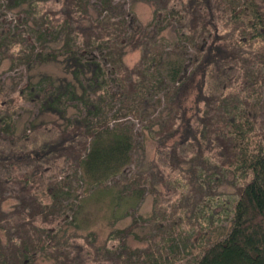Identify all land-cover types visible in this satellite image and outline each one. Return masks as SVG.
I'll return each instance as SVG.
<instances>
[{"label":"trees","instance_id":"obj_1","mask_svg":"<svg viewBox=\"0 0 264 264\" xmlns=\"http://www.w3.org/2000/svg\"><path fill=\"white\" fill-rule=\"evenodd\" d=\"M142 1L155 5L147 25L137 23L135 16L128 18L125 11L94 17L91 0L0 3V8L17 9L22 15L17 26L0 28V61L9 58L15 68L62 58L70 70L61 85L47 88L54 80L46 76L37 82L38 89L30 86L6 102L0 81V230L7 234L6 242L0 241V264H27L38 256L53 258L52 264H264V124L251 100L260 82L245 85L257 67V76L264 78V1ZM103 2L108 9L112 0ZM170 17L183 30L179 42L196 46V54L185 74L173 66L164 76L163 52L170 43L152 34L151 27L166 19L169 24ZM127 46L142 48L132 64L124 59ZM94 50L101 52L111 73L92 61L96 67L87 75L90 63L83 57ZM111 83L120 91L118 109L128 104L129 114L147 115L145 127L156 140L153 171L131 183L135 198L146 184L154 190V179L173 188L158 190L155 199L154 223L162 238L151 237L143 250L131 248L126 240L133 225L105 235L111 219L119 217L118 192L112 217L106 210L97 218L103 227L87 222L85 236L74 232L66 243L50 249L49 240L63 227L61 200L72 194L70 178H81L77 190L85 194L83 204L93 190L113 187L107 185L109 178L132 160L136 141L128 127L110 128L106 122L100 132L89 124L91 115L116 106ZM159 85V100L166 106L151 118L145 102L158 93ZM37 90L43 91L39 99L51 110L66 114L77 99L86 115L66 124L38 121L17 133L21 100L34 97ZM157 123L159 128L153 130ZM183 164L189 165L183 172L193 193L194 175L202 179L214 167L233 173L237 191L224 211H214L221 201L215 192L207 201L200 197L187 203L182 214L171 210V204L177 205V186L183 183L177 175ZM12 199L13 207L5 208ZM191 206L196 226L186 215ZM199 229L207 231L192 240ZM114 238L121 242L108 247V239Z\"/></svg>","mask_w":264,"mask_h":264},{"label":"rangeland","instance_id":"obj_2","mask_svg":"<svg viewBox=\"0 0 264 264\" xmlns=\"http://www.w3.org/2000/svg\"><path fill=\"white\" fill-rule=\"evenodd\" d=\"M263 2L264 0H258ZM7 0H0V3H6ZM132 9H131V8ZM5 7L0 8V28L14 27L20 23L22 19L21 12L17 9H4ZM104 8L103 0H91L89 5V11L94 17H102L108 11H113L114 14H120L125 11V14L128 18L135 16L137 23L147 25L154 18L155 5L152 2L147 1H138V0H112L111 6ZM131 9V11H130ZM175 17H170L169 24L157 22L158 25H152L151 33L156 34L158 38L165 37L170 44L165 45V50L163 54V64L162 72L165 75L170 73V68L176 66L177 69L182 70V74H185L192 68L193 58L196 54V46L182 41L179 42V39H182V29H179L175 25ZM62 40L59 42H53L54 47H58L62 44ZM254 47V43H253ZM257 47V46H256ZM124 59L127 63L132 64L139 60L142 54V48L133 49L131 46L125 48ZM84 61L90 63V68L88 76L90 77L92 70L96 67L94 62H101L102 67L107 70V74L111 73V68L107 65L101 56L99 50H94L84 54ZM92 61H94L92 63ZM35 65L28 67V65L23 64L21 66L12 67V60L9 58H4L0 61V81L2 83V89L4 92V102L10 98V96L15 95L28 87L32 89L36 88L37 82L46 76H51L52 80L49 81L47 88H54L57 85H61L60 80L65 77H70V70L66 69V63L63 59L50 61V62H38L35 61ZM255 68V67H254ZM257 71V73H256ZM254 72V78L248 79L245 85L252 84L257 81V91L252 95L251 100L253 104V109L256 113L260 114L261 125L264 124V78L257 76V70ZM173 81H169L171 83ZM111 87L114 88L116 93V98L114 103L116 106L110 108L108 106L107 110L101 112L100 114L91 115L90 117V126L91 128L102 132L104 126L100 124L108 122L110 128L120 125L121 127H128L131 133L135 137V151L132 157V160L116 175L109 178L107 181L108 186L113 187H100L97 190H93L89 197L83 202L82 199L85 197V194L78 192V182L81 181V178L76 177L70 178L68 181L70 184L71 193L70 195L65 196L62 201L61 213L63 227L59 229L55 236L49 240L50 249H54L62 243H66L70 239V236L74 232L80 235H86L89 230V223L95 221L96 226L103 227L100 224V220L97 218L105 213L108 210V216L112 217L113 209L111 208L113 204L118 200L120 193L121 200L120 205L116 206V209H120L119 217L113 218L108 223L110 228H108L105 235H109V232L118 231L127 226L133 225V231L127 237V242L131 248H141L146 249L150 245V238L154 237L153 241H159L162 238V232L157 233V226L154 223V206L155 199L157 196V191L164 189L166 192H171L173 190L172 186H164L159 181L154 179V190L150 189L149 184H146L142 188L141 194L138 198H135L134 189L131 187V183L139 177L142 173L152 172L153 171V157L155 155L154 147L156 145V140L150 130L145 127L147 121V115H143L141 118L134 116V114H129L128 104L126 107L118 109L121 105V95L120 91H117V87L111 83ZM159 85L157 87L158 93L154 92L149 95L148 101L145 102L146 113L150 117H154L159 111H162L166 103L163 100H159V97L163 95V88ZM38 89V88H36ZM40 91V90H39ZM38 90L35 93L34 97L29 98L28 100H21L20 108L16 114V132L20 133L31 124L36 123L42 120H57L62 124L67 122H77L81 121L82 116L86 115V110L82 105V101L74 99L71 102V106L68 108L66 114L57 112L56 110H51L48 105H43L41 100L42 92ZM113 95V90L111 91ZM52 99L53 96L51 95ZM4 106L3 104L1 107ZM118 109V110H117ZM80 111V112H79ZM103 125V124H102ZM102 127V128H100ZM159 128V124H155L152 129L156 130ZM106 132V131H105ZM189 165L183 164L182 167L177 170V175L180 177V186H177L179 193L174 196L173 202L177 205L171 204V210H175L176 213L182 214L184 206L189 202H194L200 197H204V200L207 201L209 193H216L217 199L221 200L220 204L214 209L215 212L224 211L225 207L228 205L233 196L236 195L237 187L235 183V177L230 170H223L222 168L214 167L205 175L204 178L198 179L195 175L192 179V184L196 187V192L189 190V185H187V178L184 176L183 171L189 170ZM79 188V187H78ZM80 190V189H79ZM119 192V193H118ZM77 194L79 196H77ZM184 195V197H182ZM136 199V200H135ZM135 200V201H134ZM217 200V202H219ZM15 200H10L5 203V208H12ZM126 202L129 206H126ZM122 207V208H121ZM125 207V208H124ZM112 209V210H111ZM195 207H188L186 215L191 217V222L197 221L195 213ZM189 218V220L191 219ZM187 219V221H189ZM93 221V222H92ZM89 222V223H87ZM226 223V222H225ZM196 226V225H195ZM190 225L188 226V228ZM218 227V226H217ZM190 229V228H189ZM191 230V229H190ZM207 229H199L196 235H193L192 240L198 239ZM157 235H154L156 234ZM140 235L138 238L137 236ZM154 235V236H152ZM7 234L0 230V241L6 242ZM121 242L120 239H108V247L115 248L117 244ZM54 261L51 257H42L38 256L35 260L28 262L27 264H52ZM177 264V263H176Z\"/></svg>","mask_w":264,"mask_h":264}]
</instances>
